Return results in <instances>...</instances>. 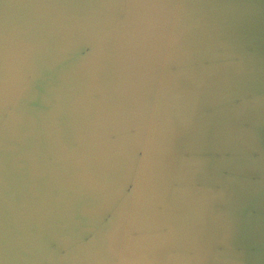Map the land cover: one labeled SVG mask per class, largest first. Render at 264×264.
Instances as JSON below:
<instances>
[{
	"label": "water",
	"instance_id": "water-1",
	"mask_svg": "<svg viewBox=\"0 0 264 264\" xmlns=\"http://www.w3.org/2000/svg\"><path fill=\"white\" fill-rule=\"evenodd\" d=\"M0 264H264V0H0Z\"/></svg>",
	"mask_w": 264,
	"mask_h": 264
}]
</instances>
